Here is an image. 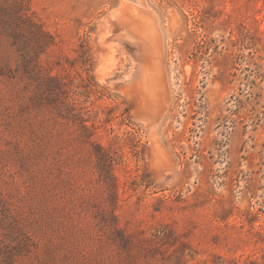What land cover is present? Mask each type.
<instances>
[{
	"label": "rangeland",
	"instance_id": "rangeland-1",
	"mask_svg": "<svg viewBox=\"0 0 264 264\" xmlns=\"http://www.w3.org/2000/svg\"><path fill=\"white\" fill-rule=\"evenodd\" d=\"M0 264H264V0H0Z\"/></svg>",
	"mask_w": 264,
	"mask_h": 264
},
{
	"label": "trees",
	"instance_id": "trees-1",
	"mask_svg": "<svg viewBox=\"0 0 264 264\" xmlns=\"http://www.w3.org/2000/svg\"><path fill=\"white\" fill-rule=\"evenodd\" d=\"M24 16L22 11H20L16 14L14 23L11 24L9 35L13 39V45H16L21 38L33 35L34 24Z\"/></svg>",
	"mask_w": 264,
	"mask_h": 264
}]
</instances>
